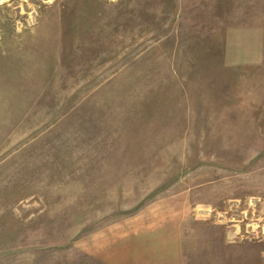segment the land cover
I'll use <instances>...</instances> for the list:
<instances>
[{"label":"rangeland","instance_id":"374dc122","mask_svg":"<svg viewBox=\"0 0 264 264\" xmlns=\"http://www.w3.org/2000/svg\"><path fill=\"white\" fill-rule=\"evenodd\" d=\"M0 264H264V0H0Z\"/></svg>","mask_w":264,"mask_h":264}]
</instances>
